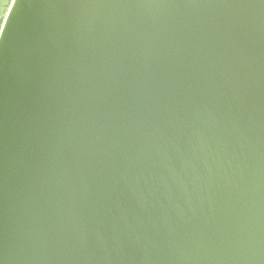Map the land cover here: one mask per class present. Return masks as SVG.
Listing matches in <instances>:
<instances>
[{
  "label": "water",
  "instance_id": "1",
  "mask_svg": "<svg viewBox=\"0 0 264 264\" xmlns=\"http://www.w3.org/2000/svg\"><path fill=\"white\" fill-rule=\"evenodd\" d=\"M0 264H264V0H7Z\"/></svg>",
  "mask_w": 264,
  "mask_h": 264
},
{
  "label": "flooded vegetation",
  "instance_id": "2",
  "mask_svg": "<svg viewBox=\"0 0 264 264\" xmlns=\"http://www.w3.org/2000/svg\"><path fill=\"white\" fill-rule=\"evenodd\" d=\"M5 5H6V3L0 4V17L3 14V12L5 11Z\"/></svg>",
  "mask_w": 264,
  "mask_h": 264
},
{
  "label": "snow or ice",
  "instance_id": "3",
  "mask_svg": "<svg viewBox=\"0 0 264 264\" xmlns=\"http://www.w3.org/2000/svg\"><path fill=\"white\" fill-rule=\"evenodd\" d=\"M6 2H7V0H0V4H4Z\"/></svg>",
  "mask_w": 264,
  "mask_h": 264
}]
</instances>
